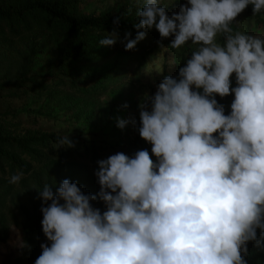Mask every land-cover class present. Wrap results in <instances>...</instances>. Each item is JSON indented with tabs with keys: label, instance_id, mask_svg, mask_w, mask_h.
<instances>
[{
	"label": "clouds",
	"instance_id": "obj_1",
	"mask_svg": "<svg viewBox=\"0 0 264 264\" xmlns=\"http://www.w3.org/2000/svg\"><path fill=\"white\" fill-rule=\"evenodd\" d=\"M137 4L126 51L153 27L162 40L174 37L168 48L193 46L179 79L164 77L139 105L138 132L156 159L144 149L97 161L96 195L68 179L55 193L49 183L33 187L50 242L35 264H248L250 242L264 251V38L232 25L249 5L254 16L264 12V0H187L171 16L160 0ZM117 39L106 33L99 45ZM232 94L225 115L215 97ZM129 122L135 127L118 117L116 126ZM61 146L74 144L64 136Z\"/></svg>",
	"mask_w": 264,
	"mask_h": 264
},
{
	"label": "trees",
	"instance_id": "obj_2",
	"mask_svg": "<svg viewBox=\"0 0 264 264\" xmlns=\"http://www.w3.org/2000/svg\"><path fill=\"white\" fill-rule=\"evenodd\" d=\"M186 3V0H176L174 4L165 6L167 13L171 16ZM138 6L137 0H0V106L5 99L9 102L17 99L26 104V100L40 99L43 93H46V100L53 99L55 92L47 85L54 86L53 84L61 80L63 82V78L67 79L69 76L72 77V91L82 90L76 77L68 71L69 65L88 57L94 39H97L92 37L94 34H104L111 30L138 31L134 27L138 23ZM243 13L256 26L263 23L264 12L252 15L251 5ZM117 18L118 25L113 23ZM30 34L35 35L36 43L44 40L61 48L62 54L60 53L61 57L56 65L58 70L53 74L49 67L41 82L40 78L36 80L32 75L35 56L32 48L25 52L27 57L18 63L15 70L13 62L7 59V51L14 47L13 42ZM72 91L70 90L71 96L74 94ZM4 92L10 94L5 96ZM218 103L225 107V115L230 113V105L220 101ZM15 111L16 109L0 111V238L4 237L12 223L23 220L35 236L36 245H50L43 231L37 230L42 226L43 201L38 190L33 187H42L49 183L55 193L64 179L76 183V179L84 173L87 181L95 182L97 161L101 160L102 150L71 138L69 139L73 142V147H58V140L64 136L40 129H27L21 135L16 130L22 122L16 120L17 116L12 114ZM151 147L138 133L130 145V150L124 154L133 156L136 151L147 149L155 160ZM81 158L86 159L84 165L87 169H76L73 161ZM87 160H90L92 168L88 167ZM18 171L24 173L23 179L18 184H10L9 177ZM29 179L33 181V186L28 184L31 183L28 182ZM257 231L259 234V230ZM40 249L32 260L33 264L42 252ZM248 249V264H264V251L255 248L251 242Z\"/></svg>",
	"mask_w": 264,
	"mask_h": 264
},
{
	"label": "rangeland",
	"instance_id": "obj_3",
	"mask_svg": "<svg viewBox=\"0 0 264 264\" xmlns=\"http://www.w3.org/2000/svg\"><path fill=\"white\" fill-rule=\"evenodd\" d=\"M175 2L176 0H160L161 6H170ZM232 26L234 29L264 38V16L263 23L256 26V23L249 22L242 12ZM113 31L118 35L116 44L99 45V40L104 38L106 33ZM139 31L146 32L145 39L139 41L133 50L127 51L125 50V33H131L129 39H135L137 31L111 30L92 36L97 39H94L88 57L81 62H73L68 67L70 74L76 77L78 84H81L82 90L72 91L70 76L67 79L63 78V82L61 80L53 84L54 86L47 85L45 82L44 84L55 92L53 99L46 100V93H43L40 99L26 100V104L17 99L12 102L5 99L0 106V111L16 109L12 114L17 116L16 120L22 122L16 130L21 135L27 129H40L69 136L76 142L86 143L89 147L94 146L97 150L101 149V159H107L118 152L129 151L141 126L139 105L147 103L146 97L156 93L157 86L164 77L171 76L179 79V68L185 66L187 59L191 58L193 47L189 42L181 49L173 50L168 48V45L174 37L170 36L162 40L155 27L151 30ZM218 39L222 42V38L218 37ZM13 45L11 51H7L9 52L7 59L13 62L14 70L18 63L25 60L27 57L25 52L31 48L35 55L32 75L36 80L40 78L41 82L42 76L47 73L49 67L53 74L58 70L56 65L62 54L61 48L48 44L44 40L36 43L34 34L16 39ZM50 45L51 48L48 49ZM174 57L178 62L170 64L169 61ZM231 80L232 87H235L234 74ZM70 90L74 92L72 96ZM8 94L10 92H4L3 95ZM233 97L232 94L223 98L217 95L215 98L221 103L231 105ZM125 104L127 107H123ZM24 107L26 109H23ZM118 117L129 121L134 119L135 127L129 122L124 129L118 128L116 126ZM73 163H76V169L86 168L84 158L77 159ZM87 163L88 167L92 168L90 160H87ZM86 178L87 175L85 176L84 173L76 179L78 187L86 195H96L100 190L97 177L94 176L95 182L87 181ZM29 180L28 182L31 183L28 184L33 186V181ZM91 204L95 208H101L102 212L106 210L99 199L91 201ZM38 229L42 230V226ZM36 242L35 236L23 220L12 223L8 232L0 238V264H27V262L33 264L32 260L40 249Z\"/></svg>",
	"mask_w": 264,
	"mask_h": 264
}]
</instances>
